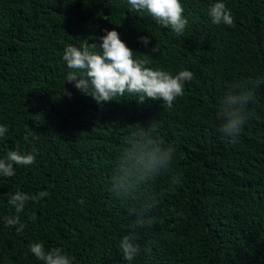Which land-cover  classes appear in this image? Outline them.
I'll use <instances>...</instances> for the list:
<instances>
[{
    "label": "trees",
    "instance_id": "trees-1",
    "mask_svg": "<svg viewBox=\"0 0 264 264\" xmlns=\"http://www.w3.org/2000/svg\"><path fill=\"white\" fill-rule=\"evenodd\" d=\"M180 2L183 36L131 11L126 0H0V125L8 128L0 158L37 150L33 165L0 176V264H42L30 242L63 248L73 264H129L119 245L135 216L109 180L129 126L152 122L175 155L171 170L145 186L159 202L149 213L153 224L135 229L140 252L130 264H264V84L238 143L225 142L215 116L227 85L264 79V0ZM216 2L231 11L233 26L211 23ZM105 29L148 67L194 73L173 107L138 104L127 93L98 105L74 82L64 84V47L92 43ZM62 87L70 98L57 97ZM29 133L30 143L23 140ZM16 191L50 193L27 202L20 233L4 220L16 215L8 204Z\"/></svg>",
    "mask_w": 264,
    "mask_h": 264
},
{
    "label": "clouds",
    "instance_id": "clouds-1",
    "mask_svg": "<svg viewBox=\"0 0 264 264\" xmlns=\"http://www.w3.org/2000/svg\"><path fill=\"white\" fill-rule=\"evenodd\" d=\"M126 3L131 11L150 17L157 25L170 29L177 36H183L188 27V19L183 15L184 7L180 0H126ZM207 14L213 25H234V17L223 2L211 4ZM103 33L95 37L92 43L86 41L80 47L71 44L64 47L62 60L68 69L64 84L74 82L77 90L91 97L98 105L113 102L127 93L138 97V104H143L145 100H160L162 105L171 108L176 99L184 95L185 83L194 79V73L185 69L173 75L160 68L148 67L146 59L135 58L137 52L127 47L117 31L105 29ZM138 42L147 47L150 38L142 36ZM157 51L155 46L150 49L151 53ZM260 84H264V79H249L227 85L223 96L218 99L215 116L220 121L218 132L225 142L233 145L239 142L243 127L251 117L248 106L255 103V89ZM61 94L71 97V93L63 87L57 97ZM129 127L133 130L125 138V146L116 160L109 180V190L114 197L128 203L130 213L135 216L131 225L132 232L124 235L119 245L123 259L130 264L140 252L135 229L153 224L149 213L159 202V194L147 191L145 186L171 170L175 148L155 135V122L147 127L140 124ZM7 131V126L0 125V138ZM30 135L26 134L23 140L30 143ZM36 151L35 147L27 152L8 150L0 158V176H15L14 165H33ZM49 195L47 191L35 194L20 191L10 193L8 204L15 209L16 215L5 217V225H19L16 231L22 232L26 225L20 223V213L24 212L27 202H39ZM78 203L83 204L84 201ZM30 218L35 220V213ZM28 251L42 264H73V258L61 247L46 250L42 242H30Z\"/></svg>",
    "mask_w": 264,
    "mask_h": 264
}]
</instances>
